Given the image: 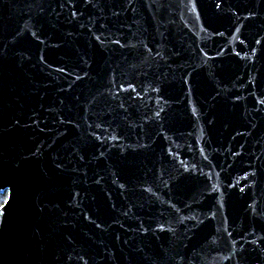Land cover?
Returning a JSON list of instances; mask_svg holds the SVG:
<instances>
[{
  "label": "water",
  "instance_id": "obj_1",
  "mask_svg": "<svg viewBox=\"0 0 264 264\" xmlns=\"http://www.w3.org/2000/svg\"><path fill=\"white\" fill-rule=\"evenodd\" d=\"M0 184V264H264V0H0Z\"/></svg>",
  "mask_w": 264,
  "mask_h": 264
},
{
  "label": "snow or ice",
  "instance_id": "obj_2",
  "mask_svg": "<svg viewBox=\"0 0 264 264\" xmlns=\"http://www.w3.org/2000/svg\"><path fill=\"white\" fill-rule=\"evenodd\" d=\"M216 8L220 9L221 8V3H217L216 4ZM73 16H75V12H73ZM257 43H259V41H257ZM17 123H19V121H17ZM57 168H60L61 165L57 164L56 165ZM7 193V198L4 200L3 204L0 205V207L3 208H7V207H11V200L14 199V193H13V189L10 187L5 186L4 184H0V196H4ZM2 214V213H0ZM99 227V225H97Z\"/></svg>",
  "mask_w": 264,
  "mask_h": 264
},
{
  "label": "trees",
  "instance_id": "obj_3",
  "mask_svg": "<svg viewBox=\"0 0 264 264\" xmlns=\"http://www.w3.org/2000/svg\"><path fill=\"white\" fill-rule=\"evenodd\" d=\"M6 195L7 193L4 195V196H0V205L4 202V200L6 199Z\"/></svg>",
  "mask_w": 264,
  "mask_h": 264
}]
</instances>
